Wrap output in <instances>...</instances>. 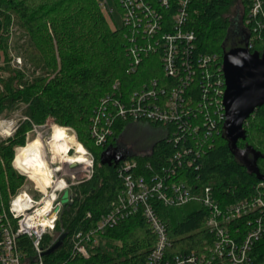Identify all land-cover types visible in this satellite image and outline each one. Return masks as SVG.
<instances>
[{"label":"trees","instance_id":"trees-1","mask_svg":"<svg viewBox=\"0 0 264 264\" xmlns=\"http://www.w3.org/2000/svg\"><path fill=\"white\" fill-rule=\"evenodd\" d=\"M237 2L192 0L190 6L187 27L196 35L193 57L217 56V61L210 64L211 75L215 77L213 81L221 79L222 75L219 76L216 69L223 65L224 54L236 48L229 40L233 26L230 12ZM240 2L243 5L241 21L246 44L250 37V29L245 24L248 6L245 0ZM175 3L172 1L169 13H162L168 24H171V13L175 12ZM12 25L24 31L27 37L25 55L34 66H42L44 74L29 82L21 72L0 67L6 74L0 76V116L12 117L23 108L22 114L28 118L11 138L0 142V191L4 199L7 200L10 193H16L26 180L14 169L15 149L25 147L32 123L43 125L52 117L57 125L75 129L79 143L94 156L95 173L90 181L70 190L72 201L63 205L56 229L45 235L42 248L47 251L53 240L58 237L60 240L64 234L66 238L54 253L43 256L44 264L143 262L154 246L156 236L142 213L107 229L99 245L90 250L89 258L75 253L74 239L78 233L93 228L123 196V178L118 172L121 161L137 159L141 167L135 174L147 175L149 172L143 167L144 163L151 162L155 166L153 170L159 171L161 166L170 164L169 158L178 148L169 137H165L157 140L145 156L121 151L117 154L121 157L119 162L102 163L106 152L119 150V136L132 122L113 119L112 135L104 146L96 145L91 136L93 119L98 108L104 105L105 98L126 101L155 80L161 87L176 83L177 79L167 77L163 72L162 50L148 54L142 52L136 70L130 71L134 61L132 40L137 44L142 37L123 26L113 29L98 0H0V59L1 52L6 53L7 36ZM251 52L264 54V39L256 41ZM200 84L198 82L199 87L192 95L195 100L200 98ZM183 119L201 127L206 121L193 115ZM221 124L220 134L200 145V155L193 153L194 166H183L180 177L189 179L197 188L211 187L223 205L253 197L264 199V179H261L264 178V105L248 119L246 139L238 142L240 150L252 148L260 154L255 166L252 153L246 155L245 161L231 147ZM191 139L188 144L193 143ZM197 140L201 144L199 137ZM155 207L168 227L175 251L192 250L207 237L204 225L208 212L198 204L167 208L155 203ZM17 245L24 255L23 264H39L28 236H19ZM252 256L254 264H264V235L255 243Z\"/></svg>","mask_w":264,"mask_h":264},{"label":"built area","instance_id":"built-area-1","mask_svg":"<svg viewBox=\"0 0 264 264\" xmlns=\"http://www.w3.org/2000/svg\"><path fill=\"white\" fill-rule=\"evenodd\" d=\"M172 1L176 2V9L171 13V24H168L162 13H169ZM245 2L248 6L245 24L250 29L245 47L251 50L256 41L264 39V0ZM114 3L116 7L109 6L106 1L100 5L110 16L117 11L121 18L120 26L142 37L137 44L132 40L134 46L131 47V54L134 61L130 71L136 70L142 52L148 54L161 49L163 72L167 77L177 80L174 85L167 87L159 86L155 80L126 101L105 98L104 105L98 108L93 119L91 136L96 145L104 146L112 135L113 119L120 118L132 123L162 125L167 129L166 137L178 148L173 157L169 158L170 164L161 166L159 171L153 170L155 166L151 162L144 163L143 167L149 172L147 175L135 174L141 167L135 158L119 163L118 172L123 178L125 192L93 228L78 233L74 239L75 253L89 258L90 250L99 245L107 229L142 213L151 225L156 242L147 258L139 264H254L252 253L255 243L264 235V199L253 197L223 205L214 196L211 187L197 188L189 179L180 177L183 166H194L193 153L200 155V145L215 134H220L221 123L225 131L226 86L223 65L216 69V73L222 75H219L221 79L213 81L215 77L211 75L210 64L217 61V56L193 57L196 35L187 27L192 0H114ZM198 82H201L202 91L198 92L200 98L195 100L192 95L199 87ZM191 115L206 120L203 127L183 119ZM5 120L0 121V138L6 135L4 138L9 139L18 129V124L16 122L12 128L6 129L2 127ZM23 120L28 118L24 117ZM189 139L192 144H188ZM19 148L15 149L14 169L31 178L15 165ZM85 151L87 164L55 169L51 167L54 170L53 181L48 190L40 188L41 197L38 200L23 189L24 186L14 194L10 193L7 200L0 191V264H23L24 255L17 245L21 235L31 239L37 253V263L44 264L43 254L46 250L42 248V241L46 234L56 229L64 205L63 193L68 190L69 202L72 201L69 187L80 183L77 181L79 174L86 171L88 180L93 176L95 159L86 148ZM150 151L140 155L145 156ZM66 173L71 176V182L64 178ZM47 201L51 202L49 210L41 215L38 210ZM155 203H161L167 208L196 203L205 209L208 212L204 225L207 237L201 245L189 251H175L174 241L167 225L157 214ZM58 241L59 237L52 241V246Z\"/></svg>","mask_w":264,"mask_h":264},{"label":"rangeland","instance_id":"rangeland-1","mask_svg":"<svg viewBox=\"0 0 264 264\" xmlns=\"http://www.w3.org/2000/svg\"><path fill=\"white\" fill-rule=\"evenodd\" d=\"M98 1L100 3L106 1L109 6L116 7L114 0H98ZM230 13H231V20H232L233 26H232V32H231L229 43L236 45V48L245 47L246 44L244 40H245L246 34H245V31H243V24L241 21L242 15H243V5L241 4L240 0H238L237 4H235L232 7ZM104 15L113 29H116L117 27L121 25V18H120L119 13H117V11L111 16L109 15L108 12H104ZM26 46H27V37L24 31L21 30L17 25H12L10 33L7 36V50L5 51L6 53L1 52L0 67L8 68L12 71H19L24 75L25 81L30 82L34 78L42 76L44 74V71H43L42 66H39V67L34 66V64L26 57L25 55ZM18 59L19 60L21 59V62ZM5 75L6 74L4 70L0 69V76L4 77ZM22 111H23V108L17 111L16 113H14L12 117H9L10 119L16 120L18 124V129L21 126V124L24 122L23 118L26 117L22 114ZM5 119L6 117L0 116V121L5 120ZM59 127L61 126L57 125L55 123V120L52 117H50L48 118L46 123L43 125H36L32 123V130L29 131L26 135V145L25 146L27 147V150L28 148L32 146L38 147V149H41V152L44 155L47 163L49 162L48 170L50 172H52L50 166L55 169V168L64 167L63 165L64 163L66 166L72 163L73 157H77L79 154L78 153L80 150L79 146L82 145L78 141L75 129L69 127L68 129L70 130V134L76 136L78 145L71 146L69 148L67 156H64V157H62L57 147L56 155L58 156V158L54 162L53 157L55 155L52 153L53 148L51 147V144L54 142L57 143V139L55 140L54 136L56 134V128H59ZM166 135H167V129L165 127L157 128L147 123L134 122V123H130L121 133V135L119 136L118 145L121 150H124L128 154L146 153L149 150H151L153 144L157 140L165 138ZM4 137L1 136L0 142H6L8 140V139H5ZM72 147H76V149H73L71 151ZM80 167H83V166H80ZM61 172H64V171L61 170ZM94 173H93V176H94ZM67 174L68 173L65 174L64 178L68 182H71V176ZM91 179L88 180L86 171H82L77 177V181H79L80 183L75 186L69 187V189L73 190L75 187L81 185L82 183L86 181H90ZM37 184L38 183L35 178L26 177L25 183L23 185L24 187L22 186L23 189H26L29 192V194L36 200H38L41 197V189H40L41 186L40 184H38L39 186L37 187Z\"/></svg>","mask_w":264,"mask_h":264},{"label":"water","instance_id":"water-1","mask_svg":"<svg viewBox=\"0 0 264 264\" xmlns=\"http://www.w3.org/2000/svg\"><path fill=\"white\" fill-rule=\"evenodd\" d=\"M223 70L226 86L224 95L225 135L231 147L238 151L240 158L246 161V155L252 153L255 166L260 154L252 148L240 150L238 142L246 139L245 124L248 119L264 105V54L251 52L247 47L231 49L224 54ZM121 151L124 150L119 148L114 153L106 152L102 157V163L114 160L119 162L121 157L117 154ZM256 172L258 173L257 170ZM62 203H69L68 190L63 193ZM65 238L66 235H62L60 240L43 255L54 253Z\"/></svg>","mask_w":264,"mask_h":264},{"label":"bare ground","instance_id":"bare-ground-1","mask_svg":"<svg viewBox=\"0 0 264 264\" xmlns=\"http://www.w3.org/2000/svg\"><path fill=\"white\" fill-rule=\"evenodd\" d=\"M15 123H16V120H14V121L5 120L2 123V127L9 129V128H12L13 125H15ZM54 139L55 140L57 139V143L54 142L51 144V147L53 148L52 153L55 155L53 157L54 162L58 158V156L56 155L57 147H58V150H59L60 154L62 155V157H64V156H67L69 148L71 146L78 145L76 136L70 134V130L68 128H65V127L56 128V134L54 136ZM80 146H82V145H80ZM80 146H79L80 150L78 152L79 154L77 153L78 156L73 157V162L68 164L67 166L64 163L63 164L64 167H78V165L88 163L87 162L88 160L86 159L85 148L83 146H82L83 148ZM22 148L18 149V152L16 155V160H15L16 167H21L24 172L28 173L31 177L35 178L37 180V182L41 185V187L44 191L48 190L50 188L51 183H52L53 178H54V176H53L54 170H52L50 165L49 166H50L52 172H50L48 170V163L49 162L47 163L44 155L41 152V149H38V147H34V146L28 148V150H27L26 146H25V148L24 147H22ZM73 149H76V147H72L71 151ZM71 151H70V153H71ZM62 184L63 183L59 184V186ZM50 205H51V202L47 201L45 206L42 209L38 210V213H40L41 215L44 214L46 211L49 210Z\"/></svg>","mask_w":264,"mask_h":264}]
</instances>
